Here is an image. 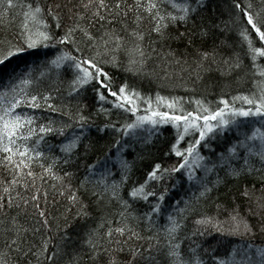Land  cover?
<instances>
[{
  "label": "trees",
  "instance_id": "16d2710c",
  "mask_svg": "<svg viewBox=\"0 0 264 264\" xmlns=\"http://www.w3.org/2000/svg\"><path fill=\"white\" fill-rule=\"evenodd\" d=\"M251 246L264 0H0V264H264Z\"/></svg>",
  "mask_w": 264,
  "mask_h": 264
},
{
  "label": "rangeland",
  "instance_id": "374dc122",
  "mask_svg": "<svg viewBox=\"0 0 264 264\" xmlns=\"http://www.w3.org/2000/svg\"><path fill=\"white\" fill-rule=\"evenodd\" d=\"M235 250L237 252H240L241 249H239V250L235 249ZM262 254H264V250H261L260 248L255 247V246L244 248L243 253H242L243 257H249L251 255V259H255L256 261L264 262V255H262Z\"/></svg>",
  "mask_w": 264,
  "mask_h": 264
},
{
  "label": "bare ground",
  "instance_id": "6f19581e",
  "mask_svg": "<svg viewBox=\"0 0 264 264\" xmlns=\"http://www.w3.org/2000/svg\"><path fill=\"white\" fill-rule=\"evenodd\" d=\"M230 256H231V255H230ZM230 256H229V255H227V257H228V258H231ZM242 257H243V255H242Z\"/></svg>",
  "mask_w": 264,
  "mask_h": 264
}]
</instances>
